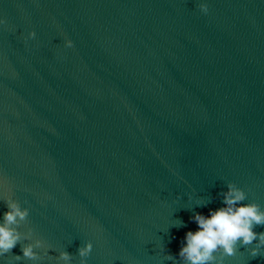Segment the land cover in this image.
<instances>
[{"label": "water", "instance_id": "1", "mask_svg": "<svg viewBox=\"0 0 264 264\" xmlns=\"http://www.w3.org/2000/svg\"><path fill=\"white\" fill-rule=\"evenodd\" d=\"M229 183L264 211V0H0V264H187Z\"/></svg>", "mask_w": 264, "mask_h": 264}, {"label": "clouds", "instance_id": "2", "mask_svg": "<svg viewBox=\"0 0 264 264\" xmlns=\"http://www.w3.org/2000/svg\"><path fill=\"white\" fill-rule=\"evenodd\" d=\"M201 12H207L206 4H199ZM35 34L30 32L29 36ZM67 46L71 47L72 42L67 41ZM228 190L223 195V206L216 209H208V214L193 212L189 218L197 227L186 231L183 237L184 243L180 245L177 255L187 264H222L223 256H233L235 246L239 242L247 246L256 241V246L249 249V255L253 258L259 255V249L264 247V232L253 231L255 226L264 225V211L260 210V205L252 203H241L247 196L244 190L233 183H229ZM7 210L3 213V220L0 222V256L13 249L20 240V234L13 227L18 225L28 216V210L22 209L17 203L6 202ZM92 249V244L88 243L78 249L81 257H87ZM222 257L217 260L216 253L221 252ZM23 256L28 259H36V253L32 246L27 245L21 249ZM60 258L69 260L67 252H61ZM171 258V254H169ZM19 259V257H16ZM82 264L84 262L82 261Z\"/></svg>", "mask_w": 264, "mask_h": 264}]
</instances>
